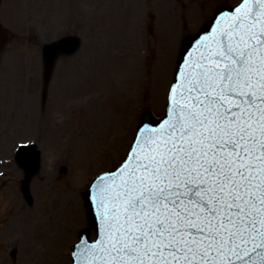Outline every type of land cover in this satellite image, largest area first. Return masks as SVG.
<instances>
[{
  "label": "rangeland",
  "instance_id": "rangeland-1",
  "mask_svg": "<svg viewBox=\"0 0 264 264\" xmlns=\"http://www.w3.org/2000/svg\"><path fill=\"white\" fill-rule=\"evenodd\" d=\"M192 1L2 0L15 38L0 51V264H71L90 226L84 191L123 161L145 112L163 116L184 39L241 0ZM70 34L82 49L45 83L42 46ZM31 143L29 202L14 154Z\"/></svg>",
  "mask_w": 264,
  "mask_h": 264
},
{
  "label": "snow or ice",
  "instance_id": "snow-or-ice-1",
  "mask_svg": "<svg viewBox=\"0 0 264 264\" xmlns=\"http://www.w3.org/2000/svg\"><path fill=\"white\" fill-rule=\"evenodd\" d=\"M169 103L90 188L80 264H264V0L219 12Z\"/></svg>",
  "mask_w": 264,
  "mask_h": 264
},
{
  "label": "water",
  "instance_id": "water-1",
  "mask_svg": "<svg viewBox=\"0 0 264 264\" xmlns=\"http://www.w3.org/2000/svg\"><path fill=\"white\" fill-rule=\"evenodd\" d=\"M1 2L2 0H0V5H1ZM232 9L233 8L228 7V6L221 8L216 13L213 20L207 26H205L198 35L193 36V37H188L185 39L182 52L180 55V59L178 62V66L181 63H183V60L186 58V54L189 53L194 48L195 42L197 41V39L201 37L202 35L210 34V29L213 26V22L215 21L219 12L221 11L230 12ZM13 38H14V35L9 30L3 28L2 25L0 24V50H3L5 46L7 45V43L11 41ZM81 46H82L81 38L78 36H74V35L63 37L59 39L58 41L45 44L43 46L42 56H43V62H44V77H45L46 83L50 81L59 58L62 56L75 55L80 50ZM177 71H178V67H177ZM176 82H177V74L175 78V83ZM169 108H170V103L168 104L166 115L161 121H156L150 113H146L142 118L140 128L143 125L159 126L162 123V121L167 118ZM16 159H17L18 165L22 169H24L26 172L25 179L22 181V192L25 195L26 199L31 202L32 196H31V191H30V183H31L32 177L39 172V169L41 166V151L38 150L36 145L22 146L20 147L17 153ZM109 173H112V172H109ZM109 173H106V174H109ZM93 184L85 191L84 195L87 201L89 219L91 221L92 228H94L97 233V240H96L97 242L100 236V231H101L100 222H99V218L97 216L95 207L89 199V190L93 186ZM91 232H92L91 228L83 229L81 231L80 243L75 245L73 248V264H80V261L82 260V258L79 257L78 253H79L80 246H82L84 240H87L89 243H95L90 240Z\"/></svg>",
  "mask_w": 264,
  "mask_h": 264
},
{
  "label": "bare ground",
  "instance_id": "bare-ground-1",
  "mask_svg": "<svg viewBox=\"0 0 264 264\" xmlns=\"http://www.w3.org/2000/svg\"><path fill=\"white\" fill-rule=\"evenodd\" d=\"M171 27H172V26H168V27H166L167 29H166L164 32H165V33H166V32H168V33H169V32H174L173 30H171ZM168 33H167V34H168ZM178 33H179V32H178ZM178 33H177V32H176V33H173V35H177ZM169 35H172V34L170 33ZM178 36H179V35H178ZM166 94H167V93H166ZM165 97H166V96H165ZM165 99H167V98H165ZM70 240H71V239H70ZM54 260H55V261H52V262H51L52 264H55V263H57V262H60L59 259H54ZM62 260H63V259H62ZM71 264H72V263H71Z\"/></svg>",
  "mask_w": 264,
  "mask_h": 264
}]
</instances>
